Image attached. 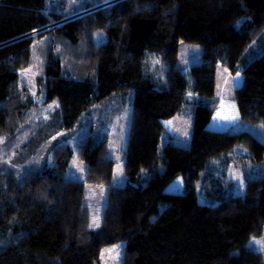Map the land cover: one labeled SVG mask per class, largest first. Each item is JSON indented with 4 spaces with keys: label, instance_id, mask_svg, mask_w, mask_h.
<instances>
[{
    "label": "trees",
    "instance_id": "1",
    "mask_svg": "<svg viewBox=\"0 0 264 264\" xmlns=\"http://www.w3.org/2000/svg\"><path fill=\"white\" fill-rule=\"evenodd\" d=\"M87 2L68 12L48 9L47 0H0V136L32 106L18 79L37 36H61L76 62L65 68L49 52L45 102L58 101L56 117L31 140L34 162L25 171H0V264H97L103 248L119 242L121 264H264L250 246L264 232V176L247 180L242 194L225 185L237 147L264 162L263 141L231 131L239 121L264 124V0H117L25 36L94 5ZM182 40L202 45L201 63L177 67ZM250 48L256 56L246 61ZM155 57L168 65L164 87L154 81ZM219 64L231 73L233 97L213 98ZM131 89L127 182L119 186L101 114ZM189 95L198 96L191 146L170 138L160 151ZM85 126L76 156L86 172L78 180L68 175L70 138ZM59 131L62 140L47 141L52 160L38 163L36 153ZM87 184L108 186L97 229L89 227Z\"/></svg>",
    "mask_w": 264,
    "mask_h": 264
},
{
    "label": "rangeland",
    "instance_id": "2",
    "mask_svg": "<svg viewBox=\"0 0 264 264\" xmlns=\"http://www.w3.org/2000/svg\"><path fill=\"white\" fill-rule=\"evenodd\" d=\"M87 1L94 3L89 9L77 11L69 14L60 20H57L45 27L42 30H35L28 33L25 36H36L44 29L48 30L54 25H59L71 18H76L83 14L89 13L95 9L103 8L114 3L115 0H47V8L51 10H61L73 12L80 8ZM116 2V1H115ZM35 43L32 48V57L30 64L24 69L20 70L18 79L19 89L22 91L23 99L30 101L32 106H28L27 115L21 123L12 129V132H4L0 136V171H11L18 174L25 171L27 162H34L31 155H29V148L32 139H37L40 134V129L43 123H47L56 117V111L59 109L57 100L50 103L45 102V68L48 64V54L51 50L56 56L63 59V65L65 68L70 67V64L75 65L74 58L69 56L68 50L72 46H68V42L57 35L56 33L47 32L41 37L35 38ZM81 50V49H79ZM254 48H250L245 55L244 60H251L256 55L253 54ZM259 50V49H258ZM76 58V57H75ZM157 62L158 72L154 76V81L158 87L166 86V75L168 65L162 62L160 57H155ZM161 61V62H160ZM203 61V47L200 44L189 43L184 40L180 42L177 67L186 69L192 64L201 63ZM244 62L239 63V67H244ZM82 67V65H78ZM80 76H86L84 72L79 74ZM235 94L233 79L229 69L219 64L217 68L216 77V90L214 99H220L223 97H233ZM115 96V97H114ZM113 103L105 109L104 114L108 119L105 124V129L109 133V156L116 162L115 172L113 177V183L123 186L126 184L127 179L124 173V160L126 155L127 138L131 123V114L133 107L134 90L131 89L127 94H115ZM198 103V96L189 95L183 103L179 112L175 115L173 120V127L171 134L164 133L161 140L160 151L164 144L171 138L175 143L190 147L192 139V131L194 124L195 107ZM86 129H81L75 133L70 141L74 146L75 153L70 161L69 166V178L84 180L86 172V164L78 156L76 152L78 149V142L87 136L89 132V126H85ZM46 128V127H45ZM101 130L104 127L100 128ZM233 133L241 131H249L253 133L257 138L264 142V124L263 123H251L248 121H239L231 129ZM66 132L59 131L57 135H53L51 138H46L44 141L46 145H43L36 154L38 156L37 162L43 161L44 157L48 161L52 160V157H48L47 141L62 140V136ZM34 145H37L34 143ZM41 145V144H40ZM40 152V155L38 154ZM246 151L240 146L234 149L231 157H233V163L227 170L225 177V185L232 194H242L246 185V181L264 176V162L255 163L250 158H246ZM44 155V156H43ZM241 156V158H238ZM201 187L200 182L198 188ZM108 193V186L100 184H87L85 203L89 210V227L91 229H97L102 224V217L104 208L106 205ZM94 218L97 220L99 226L94 225ZM257 241H264V232L261 236L255 237L251 240V248L262 253L264 258V251L261 250V245L256 243ZM119 246V248H117ZM116 249L115 251H111ZM117 252L119 255H117ZM124 252V243L119 242L108 245L103 248L100 259L97 264H121Z\"/></svg>",
    "mask_w": 264,
    "mask_h": 264
},
{
    "label": "snow or ice",
    "instance_id": "3",
    "mask_svg": "<svg viewBox=\"0 0 264 264\" xmlns=\"http://www.w3.org/2000/svg\"><path fill=\"white\" fill-rule=\"evenodd\" d=\"M73 2L75 3V2H77V0H73ZM238 78H239V73H237V80H238ZM236 117H231V119H235ZM94 225L95 226H99V224H98V222H97V220L94 218ZM256 243H258V244H260L261 245V250L262 251H264V241H257ZM117 248H119V246H117ZM116 249H113V250H111V251H115ZM117 255H119V253L117 252Z\"/></svg>",
    "mask_w": 264,
    "mask_h": 264
},
{
    "label": "water",
    "instance_id": "4",
    "mask_svg": "<svg viewBox=\"0 0 264 264\" xmlns=\"http://www.w3.org/2000/svg\"><path fill=\"white\" fill-rule=\"evenodd\" d=\"M115 1H117V0H115ZM115 1H114V2H115ZM39 30H42V28H41V29H39Z\"/></svg>",
    "mask_w": 264,
    "mask_h": 264
},
{
    "label": "clouds",
    "instance_id": "5",
    "mask_svg": "<svg viewBox=\"0 0 264 264\" xmlns=\"http://www.w3.org/2000/svg\"><path fill=\"white\" fill-rule=\"evenodd\" d=\"M39 30V29H38Z\"/></svg>",
    "mask_w": 264,
    "mask_h": 264
}]
</instances>
